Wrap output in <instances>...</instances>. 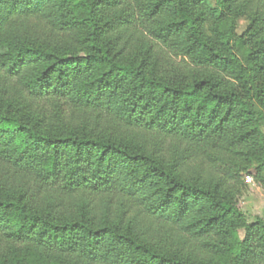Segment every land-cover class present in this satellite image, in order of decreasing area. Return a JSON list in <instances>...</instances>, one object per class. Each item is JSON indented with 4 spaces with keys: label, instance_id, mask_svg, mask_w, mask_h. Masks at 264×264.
<instances>
[{
    "label": "trees",
    "instance_id": "1",
    "mask_svg": "<svg viewBox=\"0 0 264 264\" xmlns=\"http://www.w3.org/2000/svg\"><path fill=\"white\" fill-rule=\"evenodd\" d=\"M256 1L0 0V264H264Z\"/></svg>",
    "mask_w": 264,
    "mask_h": 264
},
{
    "label": "rangeland",
    "instance_id": "2",
    "mask_svg": "<svg viewBox=\"0 0 264 264\" xmlns=\"http://www.w3.org/2000/svg\"><path fill=\"white\" fill-rule=\"evenodd\" d=\"M255 10L258 12L263 11L264 13V0H260L258 2L256 1V3H254L253 11ZM248 26L249 19L247 16L239 18L236 22V35H242L247 30ZM176 147L177 150H184L187 145L185 143H181ZM182 174L185 178L200 176V178L206 181L215 175V170L208 161H204L200 155L195 152L194 154L191 153L187 162L184 163ZM262 179L264 180V170L262 173ZM246 183L247 190L240 198L239 206L249 217H261L264 220V186H260V184L254 180L247 179ZM178 230L174 228L168 229L166 226L155 227L153 225H149L144 235L152 242L162 241L163 245L167 248L179 249L182 253L190 252L193 256H198L200 254L199 250H190L191 244L186 243L187 241H185L183 236L178 233Z\"/></svg>",
    "mask_w": 264,
    "mask_h": 264
}]
</instances>
